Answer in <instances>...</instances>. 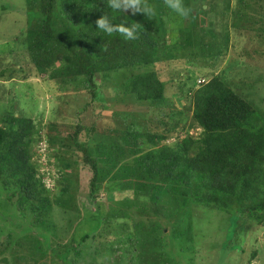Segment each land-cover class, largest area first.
<instances>
[{
    "label": "trees",
    "instance_id": "16d2710c",
    "mask_svg": "<svg viewBox=\"0 0 264 264\" xmlns=\"http://www.w3.org/2000/svg\"><path fill=\"white\" fill-rule=\"evenodd\" d=\"M22 1L26 23L19 28L16 42L24 47L32 69L43 80L63 83L82 80L89 96L87 106L103 94L99 83L103 76L127 70L130 74L122 81L124 91L120 100L128 98L137 104H149L154 109L151 111L154 117L164 119L169 114L153 107L162 102L165 91L153 69L155 63L185 59L192 67L198 65L196 69H211L222 51L219 45H227L231 33L238 39L250 36L257 49L264 53V14L257 20L251 19L248 12L254 3L247 0H239V6L232 0L203 1L198 8L191 7L190 0H184L192 9L186 19L170 15L163 0H149L157 10L152 19L142 14L128 17L111 13L116 23H138L139 38L135 41H125L118 34L105 37L95 29V21L101 15L110 14L107 0ZM251 1L264 3V0ZM7 7L9 5L1 6L2 9ZM259 9L264 10V6L260 5ZM199 13L204 18L219 16L221 31L212 29V21L205 26ZM201 57L211 58L212 64ZM190 88L192 112L188 126L199 132L195 136L187 132L181 140L182 129L176 131L177 121L169 128V138L154 134L146 135L145 141L136 142L131 136L138 134L123 126L122 117L115 125L117 128L108 130L109 136L92 138L94 146L91 149L89 132L96 131L94 123L84 124V117L81 113L78 115L80 119L70 139L75 155L88 166L91 177L86 201L78 203L74 210L77 220L70 239L65 243L54 241L55 247H52L55 222L49 215L55 209L57 216L71 215L69 208L74 205L71 184H77V172L71 169L77 168L78 160L51 152L57 160L53 166L56 181L65 175L63 179L69 186L59 188L50 199L46 194L50 191L45 188L32 161L35 139L43 134L42 130L22 111L3 114L0 120V203L9 202L16 212L0 219L6 221L8 217H16L14 221L11 218L12 225L21 222L22 233L5 235L2 251L12 254L18 251L14 247H22L24 255H21L20 264H33L36 256L49 251L54 264H194L195 257L191 255L196 252L195 207L225 212L229 217L239 213L240 221L250 220L264 227L263 116L220 75L212 74L206 82ZM83 131L88 135L81 143L79 135ZM110 131L117 132L118 137L114 138ZM164 139L172 140L170 144L159 145ZM44 141L53 145L57 139L46 135ZM59 142L64 150L70 149L68 143ZM103 160L110 165L122 163L121 174L116 177L124 178L117 183L106 180L100 170ZM102 182L104 190L120 193L130 190L136 200L111 199L105 205L97 200V189ZM129 205L135 213L151 211L160 218L137 219L127 210ZM162 217L169 226L166 233L163 230L167 225ZM23 234L30 237L25 238L28 246L20 245ZM238 234L235 232L237 239ZM233 244L237 245V241ZM169 245L173 252L168 250ZM255 253L256 250L249 256L252 258ZM2 261L18 264L12 258Z\"/></svg>",
    "mask_w": 264,
    "mask_h": 264
},
{
    "label": "rangeland",
    "instance_id": "374dc122",
    "mask_svg": "<svg viewBox=\"0 0 264 264\" xmlns=\"http://www.w3.org/2000/svg\"><path fill=\"white\" fill-rule=\"evenodd\" d=\"M190 1L191 7L198 8L197 6L203 1L210 0ZM247 1L250 4L254 3L253 8L248 12L250 18L257 20L263 17L264 10L259 9V6H264V3ZM22 2V0H0V36L3 35L0 41V71L5 69L3 73H0V120L1 116L8 111L19 110L33 119L37 127L39 126V129L42 130L43 134L35 139L37 140L34 145L35 156L32 161L38 169L39 177L44 182L45 188L50 191L49 194L46 193L50 199L53 196L55 197L54 193H57L60 190L59 188L65 185L69 186L64 180L65 175H62V178L60 177L56 181L53 166L55 167L54 161L57 160L51 156V152L55 151L69 159L78 160L77 168L71 169L73 173L77 172V184H71L73 189L71 195L73 196L72 199L74 198V205L69 208L72 211L71 215L67 213L64 215L58 214L57 216L56 209L49 215V218L55 222L52 247H55L54 241L65 243L70 239L77 220V214L74 213V210L77 208L78 203L86 201L88 179L91 177V171L88 166L82 163L80 157L75 155V146L70 139L75 130V125L80 119L78 118L80 113L81 117L85 119L84 124L94 123V130L96 131L89 132L91 142L88 146L91 149L94 146L92 138L98 140L109 136L108 130L113 129L122 117L126 124L121 121L123 126L129 127L130 130H134V134H138L139 137L136 135L131 136V140L136 142L145 141L146 135L151 136L154 134L169 138L168 136L171 134L169 128L177 121L179 124L176 131L182 129L179 135L181 140L187 132L192 136L199 132L198 129H191L188 126L191 123L192 112L190 98L192 90L190 87L196 88L199 83L206 82L212 74H217L222 76L223 81L228 82V86L233 91L252 104L264 118V53H262V49H257L250 36H242L238 39L231 33L227 45H219L222 51L219 53L220 56L215 59L217 61L214 63L215 66L211 69H209L210 67L196 69L198 65L192 67L185 62V59L155 63L153 69L163 82L165 91L162 102L155 104L153 107H159L169 114L164 119H157V117H154V113L151 112L154 109H151L149 104H137L128 98L120 100L121 92L124 91L122 81L130 74L127 70H120L122 72L115 75L103 76L102 80L99 81L103 94L98 100L92 101L91 106H87L89 96L83 89L82 80L63 83L40 79L32 69L21 42H16L19 28L24 27L26 23V14L22 9ZM232 3L239 6V0H232ZM3 5H9L10 8L2 9L1 6ZM203 7H206V5L204 4ZM216 7L218 8V6ZM198 16L205 20V26H208L209 21H212L214 22V27L211 26L212 29L221 31V24L218 22L220 20L219 16L207 15L204 18L202 13H199ZM226 46L227 48H225ZM197 53L200 54L201 51ZM201 59L208 60L205 62H208L209 65L212 64L211 58L201 57ZM197 60H200L198 55ZM200 62L202 63L201 60ZM142 106L144 108H141ZM131 108L133 109L131 110ZM145 110H148V112ZM49 123L52 125H49ZM110 132L114 134V138L118 137L117 132ZM46 135L57 139L56 144L51 145L44 141ZM87 135V131H83L79 135V141L81 143L85 142ZM171 140L164 139L159 142V145H164L162 143L170 144ZM59 141L68 143L70 149L64 150L59 145ZM107 162V160L100 161V170L104 174L103 177L111 183L122 180L124 177L117 178L116 176H120L123 164L117 162L110 165ZM101 184L102 186L97 189V200L105 205L109 204L111 199L132 198L130 190L121 193L116 190H104L105 185L103 182ZM112 189H116V187H112ZM133 200H136V196L131 199V201ZM8 203L7 201L6 204L0 203V218L5 215L11 216L12 213L16 212ZM127 210L131 211L133 217L142 221L160 218V216H154L155 213L151 211L138 210L135 213V209L130 205ZM193 213L196 220L193 226L196 252L191 255L195 257L194 264H264V227L258 226L250 220L240 221L242 217L239 213L232 214L229 217L228 213L218 210L203 211L200 207H195ZM141 214L143 217H141ZM79 215H82V213L80 212ZM70 217L72 221H68ZM11 218L14 221L16 217ZM11 218L8 217L6 221L0 219V264L5 262L2 259L10 261V258L20 264L23 257L21 256L23 254L22 247H14V250L18 251H13L12 254L5 250L2 251L5 235L12 233L13 236H18L22 233L21 222L12 225ZM161 220H163V217ZM163 222L166 225L168 224L165 220ZM23 226H25V223ZM168 229L169 226L167 225L163 231L166 233ZM107 232V230L104 231L103 235L105 236ZM235 232L239 233V239L235 237ZM25 238L30 237L23 234L19 239L20 245L28 246ZM102 240L104 241V239ZM234 241H237V245L233 244ZM168 250L174 251L170 245ZM254 250H256V253L251 258L249 256L250 252ZM49 255L50 251L45 255L36 256L33 264H54ZM191 256L189 255V257Z\"/></svg>",
    "mask_w": 264,
    "mask_h": 264
},
{
    "label": "clouds",
    "instance_id": "9594fccd",
    "mask_svg": "<svg viewBox=\"0 0 264 264\" xmlns=\"http://www.w3.org/2000/svg\"><path fill=\"white\" fill-rule=\"evenodd\" d=\"M164 7L170 15L186 19L191 15L192 9L186 6L184 0H163ZM107 8L110 14L101 15L95 21V29L103 33L105 37L119 35L125 41H135L139 38L138 23H116L111 13L118 12L129 17L138 14L144 15L148 19L156 17L157 10L155 6L149 3V0H107ZM170 27L175 25L170 24Z\"/></svg>",
    "mask_w": 264,
    "mask_h": 264
}]
</instances>
